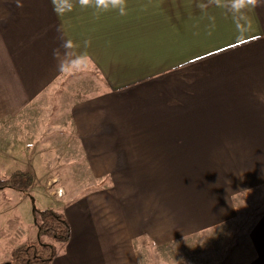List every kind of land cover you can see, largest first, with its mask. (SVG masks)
Listing matches in <instances>:
<instances>
[{
  "label": "crops",
  "instance_id": "obj_1",
  "mask_svg": "<svg viewBox=\"0 0 264 264\" xmlns=\"http://www.w3.org/2000/svg\"><path fill=\"white\" fill-rule=\"evenodd\" d=\"M127 2L124 16L78 5L61 16L51 0H0V122L72 67L97 69L107 87L119 69L131 71L122 86L143 80L68 108L60 155L75 184L54 210L71 233L49 264H150L152 247L166 264L162 247L226 222L216 157L241 149L256 165L241 186H217L228 198L263 178L264 0L238 22L216 0ZM254 244L250 264H264V239Z\"/></svg>",
  "mask_w": 264,
  "mask_h": 264
},
{
  "label": "rangeland",
  "instance_id": "obj_2",
  "mask_svg": "<svg viewBox=\"0 0 264 264\" xmlns=\"http://www.w3.org/2000/svg\"><path fill=\"white\" fill-rule=\"evenodd\" d=\"M96 70L91 67H72L56 79L38 99L31 102L19 118L0 122V143L8 146L6 151L0 144V181H6L16 170L29 173L27 170L31 167L35 175L27 192H18L8 187L0 189L2 264L10 260L11 252L15 248L39 240L37 233L39 220L38 217H34L33 208L37 210L62 208L58 205L66 199L62 189L68 190L75 184L68 180L60 155L63 143L60 130L68 108L75 102L98 92L115 90L118 85L119 88L126 86L123 91H132L143 81L122 86L129 80H124V77L129 76L131 71L119 69L117 74L111 72L113 73L111 82L108 80L110 87H107L106 79L98 75ZM105 75L107 79L110 77L108 71ZM27 144H31L32 147H26ZM224 151L227 152V149ZM242 152L241 149H230L229 156L226 153L220 160L216 157L214 183L216 198L219 196L221 200L218 207L231 208V211L225 212L226 222L215 225L212 232L203 230L197 235L162 247L160 252L166 253V264H191L194 257H198L196 261L198 264H250L255 260L254 238L264 239V226L261 227L264 221V174L259 186H248L244 190L250 191L244 193L242 192L244 190L234 194L232 192L230 198L217 187L226 182L240 185L243 177L249 173L248 170H255L256 165L249 164L250 161L242 163L244 159L240 156ZM54 177L56 179L51 181L50 187L46 189L47 178ZM241 201H245L246 207L242 206ZM40 240L45 244L54 245L55 248L61 245L45 235L41 236ZM156 251L159 249L154 247L150 249L149 257L152 255L150 264L162 262L157 259Z\"/></svg>",
  "mask_w": 264,
  "mask_h": 264
},
{
  "label": "trees",
  "instance_id": "obj_3",
  "mask_svg": "<svg viewBox=\"0 0 264 264\" xmlns=\"http://www.w3.org/2000/svg\"><path fill=\"white\" fill-rule=\"evenodd\" d=\"M32 183L33 176L30 173L16 170L6 181H0V189L8 187L18 192H27ZM33 215L39 220V223L36 221L39 240L15 248L6 264H49L56 255V248L42 242L40 237L48 236L58 244L69 240L70 225L62 213L52 208H33Z\"/></svg>",
  "mask_w": 264,
  "mask_h": 264
},
{
  "label": "clouds",
  "instance_id": "obj_4",
  "mask_svg": "<svg viewBox=\"0 0 264 264\" xmlns=\"http://www.w3.org/2000/svg\"><path fill=\"white\" fill-rule=\"evenodd\" d=\"M218 6H225L237 22L240 19H246L247 11L250 8L258 6L260 0H216ZM53 11L57 15H66L71 13L75 5L82 9H94L95 12H107L109 10L117 12L120 16L127 14L128 2L127 0H51ZM203 7V5L201 6ZM70 43V41H66ZM85 45L90 43L85 40ZM82 60L92 62L90 57H81ZM261 102H264V94H256ZM250 191V190H244ZM242 206L246 207L245 201H241Z\"/></svg>",
  "mask_w": 264,
  "mask_h": 264
}]
</instances>
